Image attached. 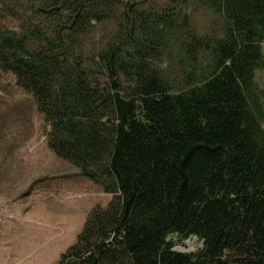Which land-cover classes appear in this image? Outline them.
<instances>
[{"label":"trees","instance_id":"trees-1","mask_svg":"<svg viewBox=\"0 0 264 264\" xmlns=\"http://www.w3.org/2000/svg\"><path fill=\"white\" fill-rule=\"evenodd\" d=\"M263 41L264 0H0V71L112 194L59 264H264Z\"/></svg>","mask_w":264,"mask_h":264},{"label":"rangeland","instance_id":"rangeland-1","mask_svg":"<svg viewBox=\"0 0 264 264\" xmlns=\"http://www.w3.org/2000/svg\"><path fill=\"white\" fill-rule=\"evenodd\" d=\"M188 12L199 32L220 33L222 17L210 7L194 3ZM255 80L264 89V68ZM49 129L31 95L13 74L0 71V264H59L90 210L112 198L49 148ZM169 239L176 251L203 247L195 235Z\"/></svg>","mask_w":264,"mask_h":264}]
</instances>
